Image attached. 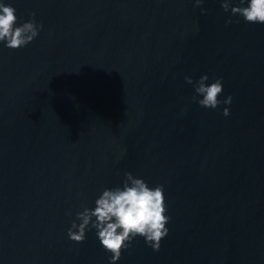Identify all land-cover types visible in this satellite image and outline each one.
<instances>
[{"label": "water", "instance_id": "95a60500", "mask_svg": "<svg viewBox=\"0 0 264 264\" xmlns=\"http://www.w3.org/2000/svg\"><path fill=\"white\" fill-rule=\"evenodd\" d=\"M9 2L44 27L0 43V264H111L67 230L127 171L165 186L170 232L116 264H264V23L221 0ZM205 73L230 105L192 100Z\"/></svg>", "mask_w": 264, "mask_h": 264}, {"label": "clouds", "instance_id": "9594fccd", "mask_svg": "<svg viewBox=\"0 0 264 264\" xmlns=\"http://www.w3.org/2000/svg\"><path fill=\"white\" fill-rule=\"evenodd\" d=\"M205 0H195V6H201ZM223 10L231 12L232 17H243L252 23H264V0H221ZM202 11L207 12L206 8ZM17 8L9 0H0V43L9 48H20L32 42L44 27L36 20V13L32 19L18 23ZM192 84L195 94L192 100L201 106L215 109L220 104L230 105L232 96L221 99L224 89L223 77H217L209 82L208 74H203L198 80L192 76H185ZM229 107L223 108L225 116L230 115ZM123 155V153H121ZM71 215V211L68 213ZM76 218L68 228L70 239L82 242L87 238L90 230L95 234L102 246L112 255L111 264H116L122 256L123 249L131 248L137 236L144 237L146 243L154 250L161 247L162 238L170 232L166 202L165 186L163 184L150 185L143 177L132 171L124 173L122 184L114 187H104L96 197L94 206L82 205V210L75 213Z\"/></svg>", "mask_w": 264, "mask_h": 264}]
</instances>
